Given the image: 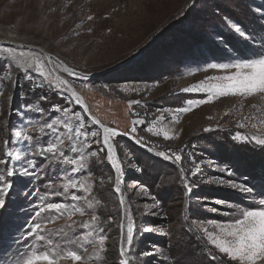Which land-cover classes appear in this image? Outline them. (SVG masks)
Wrapping results in <instances>:
<instances>
[{
    "label": "rangeland",
    "instance_id": "1",
    "mask_svg": "<svg viewBox=\"0 0 264 264\" xmlns=\"http://www.w3.org/2000/svg\"><path fill=\"white\" fill-rule=\"evenodd\" d=\"M215 1L0 0V264H240L208 234L264 210V93L214 87L264 59V0Z\"/></svg>",
    "mask_w": 264,
    "mask_h": 264
},
{
    "label": "snow or ice",
    "instance_id": "2",
    "mask_svg": "<svg viewBox=\"0 0 264 264\" xmlns=\"http://www.w3.org/2000/svg\"><path fill=\"white\" fill-rule=\"evenodd\" d=\"M31 67V65H29ZM213 68L221 67L226 68V65H212ZM236 69V72L232 75L224 76L220 78L223 83H220L214 87L216 95H227L232 94H244L251 95L256 92L264 93V59H254L248 63L234 64L232 65ZM74 95V94H73ZM212 97L210 96L207 101L201 100L199 103L210 102ZM79 102V101H78ZM190 108H180L178 111L188 112ZM255 127V125H254ZM135 131V129H132ZM104 144L108 148V160L112 162L113 167L117 172L120 171V165L113 158L112 155V145L109 144V136L115 135L114 130L105 127L104 128ZM207 131V129H206ZM77 136L81 135L80 132L76 133ZM85 139L88 137V133H83ZM96 132H91V136L95 137ZM167 138V137H166ZM264 143V141H260ZM52 149H49L51 151ZM72 151H76V148L73 147ZM97 153H92L96 155ZM161 156H164V153H160ZM166 159L168 157H165ZM177 161L181 160V156H175ZM222 171H229L228 169H223ZM9 176L12 175V172L7 173ZM195 175V173H193ZM3 179V177H0ZM7 185L4 188L0 189V193H5L7 190ZM71 187L75 188L76 184L73 183ZM235 187V185H233ZM68 185H65V190H67ZM185 188L191 192L192 189L189 185H185ZM119 191V189H115ZM243 191H248L245 187ZM4 200L0 199V207L4 206ZM260 205H264V199L259 201ZM49 209H59L60 205H48ZM43 211V209H41ZM240 215L242 218H236L234 224H229L220 229L223 236L231 237V240L225 239H216L212 240V234L209 233V239L219 249L221 254H226L228 258L233 261H239L240 264H257L258 261H264V210L261 211H251V210H240ZM95 220V217H93ZM41 225L39 223L35 224L32 229L33 233L37 229H40ZM132 227L129 225L127 240L130 243L133 239L132 236ZM148 231V229H146ZM35 239L37 241H42L44 238L40 235H36ZM104 243V238H101L100 244ZM67 257H70L73 261H79L81 257L76 254V252H68ZM123 255V252L121 253ZM40 262H45V264H55L54 258L50 257L47 254H36L31 256L25 261V264H40ZM120 264H126L125 261H121Z\"/></svg>",
    "mask_w": 264,
    "mask_h": 264
},
{
    "label": "trees",
    "instance_id": "3",
    "mask_svg": "<svg viewBox=\"0 0 264 264\" xmlns=\"http://www.w3.org/2000/svg\"><path fill=\"white\" fill-rule=\"evenodd\" d=\"M232 1L233 0H216L215 4L213 5V7H211V9L213 10V13H216L215 15H219V16H222V17L224 16V17H227V18L229 17V19H231V20H236V18L238 17L237 14L236 15H230V11H228V9L226 7L222 9V7H223L222 4L228 5L230 10L231 9H236L237 10V9H240V7H242L241 3H243L244 0H238L240 6L234 4L233 7L231 6L232 4H230ZM205 16L207 17V15H204V17ZM208 17L210 18L209 15H208ZM213 20L216 21V19H213ZM212 26L206 25L205 27H203L204 28L203 32L211 34ZM142 156H146L147 157L148 155H142ZM154 180H155L154 181L155 183L158 181V179L156 177L154 178ZM179 232H181V231L179 230Z\"/></svg>",
    "mask_w": 264,
    "mask_h": 264
},
{
    "label": "water",
    "instance_id": "4",
    "mask_svg": "<svg viewBox=\"0 0 264 264\" xmlns=\"http://www.w3.org/2000/svg\"><path fill=\"white\" fill-rule=\"evenodd\" d=\"M78 97L82 101V99H81V97L79 95H78ZM82 104H83V111L85 110L86 111L85 114H87L88 113L87 107L85 106V104L83 103V101H82Z\"/></svg>",
    "mask_w": 264,
    "mask_h": 264
},
{
    "label": "bare ground",
    "instance_id": "5",
    "mask_svg": "<svg viewBox=\"0 0 264 264\" xmlns=\"http://www.w3.org/2000/svg\"><path fill=\"white\" fill-rule=\"evenodd\" d=\"M77 101H79L82 104V101L79 99V97H78Z\"/></svg>",
    "mask_w": 264,
    "mask_h": 264
}]
</instances>
